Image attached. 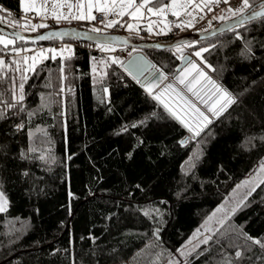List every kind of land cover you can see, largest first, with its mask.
Masks as SVG:
<instances>
[{"label":"trees","instance_id":"trees-1","mask_svg":"<svg viewBox=\"0 0 264 264\" xmlns=\"http://www.w3.org/2000/svg\"><path fill=\"white\" fill-rule=\"evenodd\" d=\"M21 12V0H0L6 23L16 25L11 18ZM54 40L60 38L15 39L7 47ZM191 44L209 48L203 56L235 103L185 145L186 128L107 53L77 48L24 72V111L13 116L16 109L0 102L9 117L0 120V180L8 200L0 213V264H153L178 252L257 170L264 160V18ZM145 53L174 75L184 52ZM22 58L0 65L8 103L14 102L10 77L15 88L20 82L14 62L28 66ZM99 62L106 63L100 75ZM21 122L24 129H15ZM41 152L51 156L47 163L38 159ZM209 237L182 264H264V249L253 242H264V184Z\"/></svg>","mask_w":264,"mask_h":264},{"label":"snow or ice","instance_id":"snow-or-ice-1","mask_svg":"<svg viewBox=\"0 0 264 264\" xmlns=\"http://www.w3.org/2000/svg\"><path fill=\"white\" fill-rule=\"evenodd\" d=\"M24 0H22V3ZM221 2V0H170V2H165V0H141V2L137 3V0H95V4H93V0H88V15L85 16L83 13H80L72 18L77 20H83V19H91L95 20L96 16L91 15V10L93 7L97 9L99 13H101V19L100 23L103 24L107 28L115 27L117 24H120V19L124 16H129L132 18V20H137L138 17H143V13L141 12V9H147V12L156 15V16H164L165 12H170L172 16L176 17L179 20V17L181 14L186 15L187 17H190L191 19L187 21H181L179 23H175L176 28H181L183 30L185 27H194L193 21L196 20V14L197 10L200 12L204 11V8L208 9V12L213 11L212 4L218 5ZM224 4H228L229 0H222ZM152 5L149 7V5ZM35 7V0H33L32 4L26 5L24 7V11L27 12ZM69 8H72L73 6L71 4L68 5ZM79 8H83L84 5L80 4L77 5ZM252 6L249 3V0H241V6L237 9H232L231 7L226 8L223 11H226L228 15H219L213 17V19H218L220 21H226L228 19H231L233 17H239L240 19L236 24H232L229 26L230 31H235L237 27H241L245 25V21L252 22L256 18H264V0H261V3L259 4V7L261 11H255L253 10L251 13H248L246 15V12L248 9H250ZM114 15L118 17L117 19H107L109 15ZM52 16L55 20L60 21L61 19L68 20L69 16H61L58 15L55 11L52 12ZM201 19L204 18V16H200ZM0 22H2V18H0ZM126 28L129 32L138 31V25L130 22H125ZM16 26V25H14ZM20 27H24L25 25H19ZM124 26V25H121ZM48 27L47 24L40 23L38 25L34 24L31 25V30L35 31L38 28H46ZM147 31L149 33L152 32V24L149 23L147 25ZM167 31H171V25H165L163 28L160 29L159 32L156 34H166ZM221 31H224L222 29ZM91 32L101 34L102 29L99 27H92ZM58 34L54 32H50L47 35H40L38 37L39 40H51L56 38ZM63 35V34H59ZM238 39H243V37L237 33ZM17 38L20 40H25V37L20 35L19 32L15 34ZM85 37L89 40L94 39V37L87 35L85 33ZM113 39L116 40H122L124 38L122 37H114ZM125 42H127L125 40ZM250 42L246 43V50L248 52H251V47H248L247 45ZM0 44H3L5 47L8 45H14L15 39H5L4 37L0 36ZM191 42L179 44L176 46V52L182 53L183 48L185 47H191ZM97 47L100 48L102 51H115V49L112 47L111 42H105V43H98ZM156 48L163 47L160 44L155 45ZM215 47V45H213ZM70 50V49H69ZM2 51V49H0ZM13 52L16 54H19L21 51H27L26 49H20V48H13ZM47 51L56 53V49H48ZM209 48L204 47L197 51H195L192 55H194L197 58H200L201 62L205 65L206 68L211 69L212 71H215V68L212 67L211 64L207 63V60L203 57L202 53L208 52ZM61 52H63V49H61ZM44 52L43 50L39 53L40 56H43ZM56 57L55 55L52 56V59L54 60ZM24 64L28 65L27 68L21 70L19 68L18 62L17 68L15 70L21 71L20 75V82L18 85V90L15 88V78L10 77V79L13 80V103H8L7 101L2 100V93H0V102H3L5 104V107L7 109H16L15 112L12 113L13 116L19 115L20 112L24 111L23 101L25 100V94H24V88H25V82L28 79V77L24 74L26 71H34L35 61L37 59L36 55H33L31 57L24 56L23 58ZM111 63L113 64H119L121 68H124V71L127 73L128 76H130L136 83L141 84V87H145L148 94L151 96V98L155 101H158L164 108V110L167 112V114L172 117L173 119L179 121L191 134V138L200 137L201 133L204 132V129L207 128L208 125L213 123V118L219 119L220 116L227 111L229 106L235 103V99L233 98L232 94L221 84H219L216 80L212 79L211 76L208 75V73L202 68L199 64H197L195 61H193L190 57H184L183 55L180 56V59L184 60V66L182 69H177V72L179 73L176 76V80L179 82V84L184 85L187 92L191 93L192 97L195 98L196 101H198L200 104L204 105V108L206 111H202L200 107L197 106L196 103L193 102L192 99H189L186 95H184L182 92L178 91L173 84L169 83L163 90H161L159 93H156L153 91L154 88L159 86V82H161L164 79H167V76L163 74V72L160 69H156L155 72H153V69H155V65L145 63V62H130L128 67L124 66L123 61H121L118 57H111ZM29 60L32 61V64H29ZM4 60L0 59V65H4ZM148 72L150 73L151 79L150 82L147 84L142 83L140 77L144 76V73ZM3 77L0 76V80H2ZM146 80L149 79L148 77L145 78ZM199 85V88L197 87ZM171 90L172 93L175 94L174 98L172 100L166 99V94L169 93ZM71 91V89H69ZM105 91H107L105 89ZM44 107H47V105H44ZM183 113L184 115L189 116V118L192 120L190 123L189 120L184 119V116L181 115ZM210 114V115H209ZM33 115L32 112L28 113V116L31 117ZM152 116H157V113L153 112L151 114ZM8 112L4 110H0V120H6L8 119ZM157 118H163L157 116ZM141 123H145L144 121H141ZM15 129L17 130H23L25 125L23 122L14 125ZM133 127H136V125H133ZM42 131L43 135L46 137L47 132L44 130ZM32 135V133H30ZM264 139V138H262ZM42 143H46V140L41 141ZM182 145H185L187 141H180ZM31 152H36L37 149L35 147H31L29 149ZM22 158L28 159V157L22 152L21 153ZM198 158V155H197ZM38 159L45 161V163L48 162L49 159H51V156H46L43 152L39 155ZM260 171L264 172V163H261L260 165ZM24 175H28L27 172L24 173ZM248 183H251V181H245L244 184L247 185ZM259 184H264V179L260 180L258 184H256L248 193V195H251L252 191H255V188L259 186ZM239 187V186H238ZM3 189V181L0 180V213H4L8 211V200L4 195ZM236 209L234 208L232 210L233 214L235 213ZM145 216L151 217V213L148 211L144 212ZM224 222L221 221V224ZM159 230H157L158 233ZM209 239L211 237L205 238L202 243L207 244ZM248 239H252L251 237H248ZM256 245H259L261 249H264V242H262L260 239H255L253 241ZM180 251L182 256H187L188 253ZM203 253H198V255H201ZM241 252L237 251L235 253L236 257H241ZM172 264H180V261H174Z\"/></svg>","mask_w":264,"mask_h":264},{"label":"rangeland","instance_id":"rangeland-1","mask_svg":"<svg viewBox=\"0 0 264 264\" xmlns=\"http://www.w3.org/2000/svg\"><path fill=\"white\" fill-rule=\"evenodd\" d=\"M250 1V0H249ZM33 0H24L22 3V12L20 17H14L13 23L16 25H25L23 28L18 27L22 30L28 31V32H34L31 30V25H38L40 23L44 24H50L47 22V17H52V12L55 11L58 15L65 16L68 15L69 18L74 17L80 13H83L85 16L88 15V0H35V7L31 10L25 12L24 7L26 5L32 4ZM103 2V0H101ZM110 2V0H109ZM241 2V0L239 1ZM71 4L73 7L69 8L68 5ZM83 4V8L77 7V5ZM93 4H95V0H93ZM97 9L95 7L91 10V15H95ZM161 18H158L155 22H147V25L149 23H154V26H152L153 33H157L160 31L161 28H163L165 25H170V17L160 16ZM54 19V18H53ZM57 21L54 19L53 24H59L62 22ZM85 21V22H81ZM91 19H83V20H77L75 22L83 23L84 25L88 26L90 29L92 27H99L98 25L92 24ZM101 28V27H99ZM147 29V26H146ZM38 30V29H36ZM35 30V31H36ZM155 31V32H154ZM102 32H105L102 30ZM152 32L149 33L150 37L154 38V34ZM167 33V32H166ZM168 34V33H167ZM0 36L4 37L5 39H14L11 36H8L4 33H0ZM149 37V38H150ZM114 47V45H112ZM204 48L199 47L195 51ZM135 49V48H134ZM176 49V47H175ZM40 52L34 54L37 56V59L35 61V66L39 64L40 62L44 61L48 58V56H62V57H68L67 51H59L56 53H49L44 52L43 56L39 55ZM204 53H202L203 55ZM33 56V55H32ZM204 57V56H203ZM29 64H32V61L29 60ZM106 63H97L96 67L94 68L98 72L96 74L100 75V73H103V69ZM34 66V68H35ZM18 90V85H17ZM192 135L189 134V139L187 141V144L190 140H194L195 138H191ZM264 163V160L263 162ZM261 165V164H260ZM260 165L257 167V170L250 175L247 179L241 181L240 184H238L231 192L226 196V198L223 200V202L217 207V209L210 212V214L207 216V218L202 222V225L200 228H198L192 236L185 242V244L182 246L181 251L188 253L187 256H182L180 251L176 252L175 254H168L158 257L155 261H153V264H172L174 261H180V264H182L184 261H186L190 255L197 250V248L201 245L202 241L212 235V232L216 230L220 225L221 221H226L232 214V210L235 208L236 210L238 207H240L244 201L248 198L249 191L259 183L260 180L264 179V172L260 171ZM245 181H251V183H248L247 185L244 184ZM260 185V184H259ZM239 186V187H238ZM257 188V187H256ZM255 188V189H256ZM253 192V191H252ZM251 192V193H252Z\"/></svg>","mask_w":264,"mask_h":264},{"label":"water","instance_id":"water-1","mask_svg":"<svg viewBox=\"0 0 264 264\" xmlns=\"http://www.w3.org/2000/svg\"><path fill=\"white\" fill-rule=\"evenodd\" d=\"M261 1L258 3L254 4L250 9L247 10L246 15L248 13H251L253 10L255 11H261L259 4ZM240 18L239 17H233L231 19H228L226 21H223V23H218L214 28L208 30V31H203V32H189V33H184L176 38H170V39H161V40H152V39H146L142 37H138L135 35L127 34V33H111V32H102L101 34L91 32V29H88L86 27L76 25V24H61V25H55L51 26L42 30L34 31V32H28L13 26L11 24L6 23L5 21L2 20L0 22V33H4L8 36H11L13 38L19 39L15 36L17 32L20 33V35L25 37V40H30V41H40L38 37L40 35H47L50 32L57 33L58 35L56 38L60 39H78L82 41H88V42H96V43H105V42H111V45H124V46H130V47H136L139 49H144V50H164L168 48H174L179 44L183 43H188V42H196L204 39H208L212 36H216L222 32L228 31L229 26L232 24H236ZM248 22L247 20L245 23ZM249 23V22H248ZM224 29V31H221ZM85 33L87 35L94 37V39L89 40L85 37ZM59 34H63L62 36ZM114 37H122L124 39L122 40H116L113 39ZM52 40V39H51ZM125 40L127 42H125ZM160 44L163 47L161 48H156L155 45ZM184 57H191V55L187 54ZM130 62H145L149 63L152 65H155L154 62L151 60V58L145 53V51H136L131 55V57L125 61L124 66L128 67ZM184 66V60L181 61V64H179L178 69H182ZM153 69V72L156 71ZM151 78L150 73L145 72L144 76H141L140 79L142 83H146L148 79L146 80L145 78ZM189 136L188 134L182 139L183 141H188Z\"/></svg>","mask_w":264,"mask_h":264},{"label":"crops","instance_id":"crops-1","mask_svg":"<svg viewBox=\"0 0 264 264\" xmlns=\"http://www.w3.org/2000/svg\"><path fill=\"white\" fill-rule=\"evenodd\" d=\"M239 1L240 0H229V4L226 7H224L223 9L218 10V11L213 10L211 12H208V9L207 8H204V11L203 12H200L199 10H197V13L198 14H196V20L193 21L194 27H185L183 29V33H189V32H196L197 33V32L208 31V30L214 28L216 25H218V23H221V22L223 23V21H220L218 19H213V17L219 16V15H228V13L226 11H223V10H225L228 7H231L232 9L239 8L241 6V2H239ZM252 1L253 0H250L249 1V3H250L251 6H253L252 5ZM168 2H170V0ZM197 2H199V0H197ZM150 6H152V5L150 4L149 7ZM212 7H213V4H212ZM21 10H22V0H21ZM141 12L144 15H143V17H138L137 20H132V18L129 17V16H127V15L124 16V17H122V18H118V17H116L114 15H111V14L107 17V19H117V18L120 19V24L124 25L123 28L125 29L124 30L125 33L130 34V36L131 35L138 36V33H140L141 29H146L147 22H155L158 18H161L160 16H156V15H152V14L148 13L146 8L145 9H141ZM97 13H99V12L96 11L95 15ZM95 15H93V16H95ZM164 16L165 17H168V16L170 17V25L171 24H174V23H179L181 21H187V20L191 19L190 17H187L184 14H181V16L179 17V20H178L176 17L172 16V14L170 12H167V11L165 12ZM200 16H204V18L201 19ZM75 21H76V19H74V18L71 17L68 20H62V22L59 23L58 25H61V24H76V25H78V24H80V22H75ZM126 21L127 22H130V23L137 24L139 30L138 31L129 32L127 30V28H126V24H125ZM81 22H85V21H81ZM91 22L93 24L94 20H92ZM151 24H152V26H154V23H151ZM101 26H102L101 29L103 31H107V29H108L107 27H105L103 24ZM36 31H38V30H36ZM152 33H153V31H152ZM167 33L166 34H159V35L153 33L154 34V38L150 37V38H146V39H152V40L167 39V38H165V36L169 35V32L167 31ZM140 37H142L143 39L145 38L143 36H140ZM14 39H16V38H14ZM2 46H4V45L3 44H0V47H2ZM133 48H135L134 49V52H136V51H145L146 52V50H144V49H139V48H136V47H133ZM196 49H194V50H196ZM194 50H191L190 47H185V48H183V51L182 52H184L183 55H187V54L191 55L192 60L195 61L197 64H199L202 68H204V70L208 73L209 76L212 77V79L216 80L219 84H221L223 87H225L227 89V87L222 82H220L215 77H213L214 75L212 73V70L206 68L205 65L201 62L200 58H197L194 55H192L194 53ZM155 67L157 69H160L163 72V74L165 76H167V79H164L161 82H159V86L153 89L154 92L159 93L169 83H171V84L174 85V87L178 91L182 92L189 99H192L193 102L196 103L197 106L200 107L202 111H206V109L204 108V105H202L198 101H196L195 98L192 97L191 93H188L187 92L185 86L179 84V82L176 80V76L179 74L178 72H177V74L172 75V74H169V73L165 72L161 68H159V66H156L155 65ZM150 79L151 78H149L148 81L145 84H147L148 82H150ZM197 87L199 88V85ZM228 91L232 94L233 98L235 99V96L233 95V93L231 92V90H228ZM174 96H175V94L172 93L171 90H170L169 93L166 94V97L165 98L166 99H169V100H172L174 98ZM181 115L184 116V119L189 120L190 123L192 122V120L189 118V116L184 115L183 113H181ZM214 120H216V118H213V121ZM187 134L189 135L191 133L187 130Z\"/></svg>","mask_w":264,"mask_h":264},{"label":"built area","instance_id":"built-area-1","mask_svg":"<svg viewBox=\"0 0 264 264\" xmlns=\"http://www.w3.org/2000/svg\"><path fill=\"white\" fill-rule=\"evenodd\" d=\"M227 5L224 4L221 0V2L218 5L213 3V8L215 11H218V10L223 9ZM95 16H96V19L94 20L93 24L98 25L99 27H102L101 26L102 24L100 23L101 13H97ZM47 22H49L50 24H53L55 21L52 17H47ZM121 25L122 24H117L115 27L108 28L106 32L125 33L124 31L125 29L123 28L124 26H121ZM168 32H169V35L171 36L170 38H176L184 34L181 28L175 27V23L171 24V31H168ZM138 36L149 38L150 34L146 29H141L140 33H138ZM97 44L98 43L96 42L82 41L78 39L65 40V41L64 39H60V40H54L52 42L51 41L40 42V43L33 44L30 46L25 45V47H6V48H2V51H0V59H3L4 62H10V61L18 59L19 57H24V56L31 57L32 55L38 52H41L42 50L43 52H49L47 50L52 49V48L56 49L57 50L56 52H59L61 51V49H63V51H67L68 55H73L77 48H83V49L90 50L91 52L92 51L96 52L97 55L99 56L102 54L105 55L107 53V55H110V57H118L121 61H123V63H125V61L128 60L131 57V55H133V53H135L134 48L130 46L114 45L113 48L115 49V51H102L100 48L97 47ZM13 48L26 49L27 51H21L19 54H16L15 52L12 51ZM117 65L118 67H120L119 64Z\"/></svg>","mask_w":264,"mask_h":264}]
</instances>
